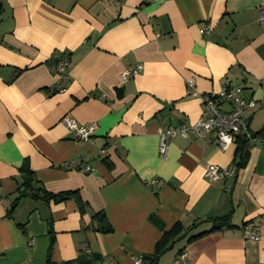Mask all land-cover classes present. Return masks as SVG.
Listing matches in <instances>:
<instances>
[{"label":"crops","instance_id":"obj_1","mask_svg":"<svg viewBox=\"0 0 264 264\" xmlns=\"http://www.w3.org/2000/svg\"><path fill=\"white\" fill-rule=\"evenodd\" d=\"M262 6L264 0H0V264H46L49 220L55 264L85 254L99 256L95 264H133L177 222L198 225L158 264H179L184 253L185 264H264V137L254 136L246 165L218 182H209L206 170L236 166L237 141L222 150L212 134L168 138L166 156L159 152L162 131L194 125L208 96L227 87L256 100L245 114L253 135L264 130ZM207 25L211 33L202 34ZM138 65L141 73L122 81ZM66 116L96 123L94 135L80 140L63 124ZM24 163L45 190L79 192L86 213L74 200L14 205ZM102 211L111 233L94 230L92 216ZM226 216L228 226L208 232V220ZM246 224L260 240L244 238Z\"/></svg>","mask_w":264,"mask_h":264},{"label":"built area","instance_id":"obj_2","mask_svg":"<svg viewBox=\"0 0 264 264\" xmlns=\"http://www.w3.org/2000/svg\"><path fill=\"white\" fill-rule=\"evenodd\" d=\"M259 22L264 24V6L259 9ZM202 34H210L211 26L207 25L201 28ZM68 66L66 60H62L57 65V71L64 74ZM142 71V66L138 65L134 69L126 70L121 75L122 81H126L129 77L136 76ZM194 78L188 80V86L194 87ZM241 87H227L216 94H211L205 100L203 114L197 122L190 126L168 127L160 133L159 152L165 157L168 149V138L183 137L187 138L193 135L196 138H203L209 134L214 137L215 144L222 150H226L233 145L239 138L253 139V134L250 131L249 119L246 116V111L256 107L254 98L246 99L243 96ZM227 104L228 109H222V105ZM63 124L80 139L87 141L95 133L97 124L79 125L76 120L66 116L62 120ZM89 168L87 167V170ZM238 169L233 167H222L219 165H209L205 177L209 182H218L232 178ZM150 184H160L157 180H151ZM243 236L247 240H260L261 234L251 225L246 224L243 227ZM187 254L181 255L179 264H185ZM133 264H147L143 257L134 259Z\"/></svg>","mask_w":264,"mask_h":264},{"label":"trees","instance_id":"obj_3","mask_svg":"<svg viewBox=\"0 0 264 264\" xmlns=\"http://www.w3.org/2000/svg\"><path fill=\"white\" fill-rule=\"evenodd\" d=\"M58 65V63H57ZM259 138L264 137V130L253 135V138ZM238 142V148L237 153L240 156V161L236 165L237 169L244 167L246 165L247 159H248V148L250 146V140L246 138H239L237 140ZM22 182L18 188L19 197L15 200L14 205H17L19 200L23 198H30L32 200H41L44 201L46 204L55 203L60 204L63 202H66L68 200H74L80 210V213L83 215L86 213V210L88 208V204L83 201L81 198L79 192L77 191H68V192H62V193H51L47 190H45L40 182L36 179L34 172L28 165V163H24L23 166L20 169ZM14 209H11L8 212V216L12 215ZM92 222L95 224L94 230L100 233H111L113 231V228L109 224L107 217L105 213L99 212L95 213L92 216ZM208 222H211L213 224V227L210 231L212 232L218 229H221L225 226H228L229 224V217H222L217 219H211L208 220ZM49 234L51 238V245L49 247L48 251V257L46 264H55L51 259V249L53 247L54 243V235L52 230V222L49 220ZM198 225V222H196L193 226L186 227L181 222H177L170 230H167L163 233L160 240L156 243L154 252L150 255H145L143 257L144 261L147 264H158L160 258L170 249L173 248V246L183 238L187 237L189 232ZM20 227H23V225H20ZM208 232H202L197 235H194L189 238V242L198 239L205 235ZM98 260H100V257L97 255H81L74 261H69L64 264H95Z\"/></svg>","mask_w":264,"mask_h":264}]
</instances>
